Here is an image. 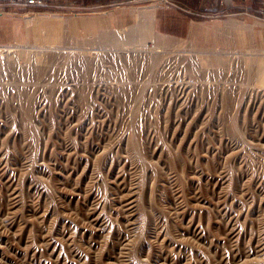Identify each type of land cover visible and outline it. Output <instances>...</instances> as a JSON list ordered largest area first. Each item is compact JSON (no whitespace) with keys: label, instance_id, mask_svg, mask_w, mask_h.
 <instances>
[{"label":"rangeland","instance_id":"1","mask_svg":"<svg viewBox=\"0 0 264 264\" xmlns=\"http://www.w3.org/2000/svg\"><path fill=\"white\" fill-rule=\"evenodd\" d=\"M190 2L0 8V264H264V0Z\"/></svg>","mask_w":264,"mask_h":264},{"label":"built area","instance_id":"2","mask_svg":"<svg viewBox=\"0 0 264 264\" xmlns=\"http://www.w3.org/2000/svg\"><path fill=\"white\" fill-rule=\"evenodd\" d=\"M86 0H0V8L15 7L19 9H28L32 12H78L85 10L88 14L96 13L106 7L104 4H95L85 6ZM111 6H114L111 4Z\"/></svg>","mask_w":264,"mask_h":264},{"label":"crops","instance_id":"3","mask_svg":"<svg viewBox=\"0 0 264 264\" xmlns=\"http://www.w3.org/2000/svg\"><path fill=\"white\" fill-rule=\"evenodd\" d=\"M121 1H123V0H90V4H97V2H101V4H108V5H111V4H114V3H119V2H121ZM141 2H150V0H140ZM185 1H188V0H185ZM179 2H182V0H179ZM180 5L181 6H183V4H181L180 3ZM187 8V7H186ZM182 11V12H181ZM174 12H177V13H180L181 15H185L187 12H186V10H182L181 8H180V12L179 11H177V10H174ZM110 13V15H112V18H110V19H112V21H116L117 20V17H119V14L118 13H120L118 10H113V11H110L109 12ZM164 13H166V12H164ZM0 14H1V12H0ZM166 15V14H165ZM187 15V14H186ZM105 20H106V18H105ZM163 20L164 19H162L161 17H160V19L158 20L160 23H162L163 22ZM166 21L168 22V21H170V20H165L163 23H166ZM106 22V21H105ZM159 22H158V25H159ZM169 25L171 24V23H168ZM159 27V26H158Z\"/></svg>","mask_w":264,"mask_h":264},{"label":"bare ground","instance_id":"4","mask_svg":"<svg viewBox=\"0 0 264 264\" xmlns=\"http://www.w3.org/2000/svg\"><path fill=\"white\" fill-rule=\"evenodd\" d=\"M140 10H141V9H140ZM33 20H34V19H31V18L28 19V21H27L28 24H31V25H32V24H33ZM147 23H148V24H147V25H148V28H150L149 31H150L151 33H153V31H154L153 20H152V19H148V22H147ZM27 26H28V25H27ZM9 51H10V50H9ZM5 52H6V51H5ZM1 54H3V52L0 50V55H1ZM3 55H4V54H3Z\"/></svg>","mask_w":264,"mask_h":264},{"label":"trees","instance_id":"5","mask_svg":"<svg viewBox=\"0 0 264 264\" xmlns=\"http://www.w3.org/2000/svg\"><path fill=\"white\" fill-rule=\"evenodd\" d=\"M189 2H190V0H188ZM191 3V5L194 7L195 6V4H194V0H193V2L191 1L190 2Z\"/></svg>","mask_w":264,"mask_h":264}]
</instances>
